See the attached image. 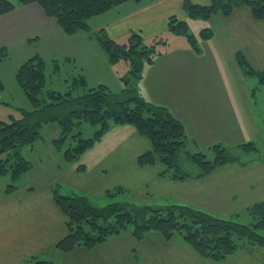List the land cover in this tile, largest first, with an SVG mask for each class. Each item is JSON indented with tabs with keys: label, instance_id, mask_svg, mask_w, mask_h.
<instances>
[{
	"label": "trees",
	"instance_id": "16d2710c",
	"mask_svg": "<svg viewBox=\"0 0 264 264\" xmlns=\"http://www.w3.org/2000/svg\"><path fill=\"white\" fill-rule=\"evenodd\" d=\"M142 1L0 0V17L19 6L37 4L67 34L79 31L90 33L111 64L124 61L128 65L127 73L121 78L124 88L120 94H114L104 84L89 88L82 74L68 81L70 86L66 93L46 90L43 59L37 55L21 65L17 79L34 109H20L19 119L0 121V153L6 154V158L0 160V181L8 177L11 179L7 193L17 190L15 183L33 169L32 163L22 154L23 148L34 147L42 140V131L50 124L59 127V136L53 144L68 165H76L82 154L100 141L112 127L122 125L133 126L151 144V150L138 157V164L154 166L161 163L166 168L162 175L171 180L186 181L192 178L181 170V157H187L201 169L197 178L206 177L224 165H241L220 144L213 147L216 154L214 161L207 160L202 152L191 154L181 121L167 108L145 101L139 83L144 77L145 63H154L160 55L156 41L152 46H147L141 34L132 33L128 42L121 44L105 28L96 31L91 28V21L95 17L124 4H139ZM243 7L249 8L256 21L264 22V0H209L206 5L195 4L190 0L184 2L188 17L203 21L216 16L228 18ZM167 26L172 34L186 37L191 46L200 51L199 40L190 33L188 22L171 16ZM213 36L211 28H205L200 33L202 41H208ZM7 57V49L0 48V62ZM237 60L246 76L256 77L260 85L264 86V70L253 68L242 51L237 53ZM84 123L98 128L93 138L83 137L81 127ZM239 148L244 154L259 151L253 142L242 143ZM85 169V165H77V171L84 172ZM59 186L51 190V195L54 204L66 218L67 233L56 244V249L61 253H70L78 248L94 249L112 236L121 235L130 226L134 239L141 241L149 233H158L166 240L180 236L201 257L217 263L235 253L243 241L264 247V201L248 208L254 221L246 225L238 222L236 216L220 218L190 206L130 209L125 204L113 203L98 207L87 197L74 192L62 195ZM120 191L108 192V196H115ZM25 264L54 263L32 257Z\"/></svg>",
	"mask_w": 264,
	"mask_h": 264
},
{
	"label": "rangeland",
	"instance_id": "374dc122",
	"mask_svg": "<svg viewBox=\"0 0 264 264\" xmlns=\"http://www.w3.org/2000/svg\"><path fill=\"white\" fill-rule=\"evenodd\" d=\"M190 1L200 5L209 4V0ZM168 10L172 11V15L178 19L188 22L190 33L194 34L199 40L201 63L209 62L207 65H210L209 70L203 71V75L204 73L208 75L207 88H220L221 86L229 94V97L232 96L239 100V112L237 114L239 128H234L235 135L226 139L225 144L222 145L230 151L233 158L238 159V163L241 165H235L234 163L224 165L216 168L206 177L197 178L201 173V169L187 157H181L179 162L181 170L192 176L188 180H205L203 183L196 184L217 186L218 182L224 181L227 174L232 172L230 171L227 174L221 172L225 167L230 169L245 168L246 171H249L242 178L243 182L240 183V187L243 188L245 194H253L250 186H254L252 183L255 182V191L262 190L261 193H257L258 198L255 202H251L244 207L230 208L222 206L223 208L209 209L207 206L200 205L201 199H203L201 192L190 194L182 187L184 185L172 184L166 186L163 181H181L171 180L163 176L162 173L166 168L161 163L154 166H140L138 164V157L150 151L151 144L140 135L133 136L132 131L135 128L130 125H126L127 127H112L100 141L87 149L78 160V163L73 164V166L66 164L61 154L54 147L53 141L59 136V127L56 124L46 125L42 131L43 139L34 147L26 146L22 150L23 156L32 163L33 169L15 183L16 186L19 185L20 190L28 187L27 184L36 189H48V191L60 185L59 191L62 195H70L74 192L77 195L87 197L98 207L113 203L125 204L130 209L145 206L162 208L175 205H191L190 207L194 206L193 208L208 210L212 213H207L215 214L216 217L229 219L236 216L240 223L246 225L253 223L254 220L249 214L248 208L264 201V86L260 85L256 77L243 74L231 51L234 44H247L251 49V64L258 69H264V22L256 21L250 16L241 14L237 18L241 30L232 35L226 33L228 25L222 19L215 18L211 22L210 20H192L188 17L184 7H177V3ZM161 12L160 16H164L165 13ZM166 24L167 21L160 18L154 24L148 22L147 25L141 27L142 32H139L145 45L152 46L156 41L158 54L161 51L162 55L167 53L166 46L179 47L178 45L182 43H189L186 37L176 36L168 29L165 30ZM205 28H211L215 32V36L209 41L200 39V33ZM155 29L156 33H154ZM115 32L117 30L114 31V35ZM88 34L79 31L69 35L62 28H58L56 31L49 32L44 36L39 35L40 38H33L32 43H24L27 50V56L24 59L18 54L20 45L8 50L7 59L0 62V121L10 122L12 118L19 119L20 109L26 111L34 109L31 100L18 82L17 73L22 63L37 55L45 63L46 90L61 93L68 92L70 86L68 81L80 75V70H84L82 75L89 88L104 84L114 94H120L124 87L121 78L125 75V73L122 74V65L109 63L107 59L98 56L92 47H87L89 44L87 42ZM119 41H121L119 43L124 44L128 42V39ZM222 42L229 43L222 46ZM119 63L125 64L124 61ZM142 85L145 91H142L140 86L139 89L145 101L156 106V68L146 73ZM253 90H256L255 97H251V91ZM158 98L160 101H165L166 92L163 89ZM216 127L217 123L209 125L211 131L220 132V128L216 129ZM97 129V127L86 123L81 127L83 137L86 139L93 138ZM248 142L255 143L259 151L244 154L239 145ZM203 145L204 148L208 144ZM214 146L204 148L202 152L209 161L215 160ZM188 151L191 154L199 152L192 146L188 147ZM5 158L6 154L0 153V160ZM79 164L85 165L84 172H76L70 169L72 167L77 169ZM157 169L160 172V178L157 176ZM10 184L11 179L9 177L1 180L0 190ZM257 184H261V186H257ZM117 189L121 191L115 196H108V192L114 193ZM132 229L130 226L121 233V236H112L107 243L96 246V248H99L98 250L106 254V264H133L136 259H138V262H136L138 264L207 263L205 258L203 259L191 247L185 245L180 236L173 237L171 241L164 239L158 233H156L158 237L154 233H150L141 242L133 238ZM262 234L264 235V232ZM236 239L237 237H235ZM244 245L250 246V250H255L253 256L255 260L252 264H264V247L243 241L240 243L238 250ZM96 254L95 260L103 253L98 252ZM232 255L219 263L211 260L209 262L220 264ZM68 261L72 264L73 259L70 258ZM0 264L17 263L15 261L8 262L7 258L1 255Z\"/></svg>",
	"mask_w": 264,
	"mask_h": 264
},
{
	"label": "crops",
	"instance_id": "0c3cea01",
	"mask_svg": "<svg viewBox=\"0 0 264 264\" xmlns=\"http://www.w3.org/2000/svg\"><path fill=\"white\" fill-rule=\"evenodd\" d=\"M184 1L143 0L139 4H124L92 19L91 28L95 31L105 28L109 35L118 42H121L119 40H129L132 33L142 32L141 27L147 25L148 22L154 24L160 18H164L167 21V27L169 18L174 16L172 11H167V9L175 6V3H177V7H184ZM160 11L165 13L164 16H160ZM241 14L254 19L249 8L238 9L228 18L216 16L212 19L217 18L226 21L228 25L226 33L233 35V33H238L241 30L237 20ZM166 27L165 30L168 29ZM58 28L60 27L57 22L49 18L39 5L19 6L11 13L0 17V48H6L8 51L12 47L20 45L18 54L24 59L27 56L24 43L30 44L33 38L37 37L39 39L40 36L56 31ZM116 30L117 32L114 35ZM154 33H156V29ZM87 42L89 43L87 47H92L98 56L102 59H107L109 62L107 55L90 33L88 34ZM226 43L229 42H222V46ZM178 46H166L167 53L165 55H162L160 51V55L154 63H145L144 77L140 81L139 86L142 91H145L142 85L145 81V75L148 71L156 68V105L167 108L176 119L181 121L185 127L188 147L192 146L197 151L203 152L204 148L225 144L226 139L235 135L234 128H239V118L237 116L239 100L232 96L229 97V94L221 86L220 88H207L208 75L207 73L203 75V71L210 69V65H207L209 62L202 64L200 60L201 51H196L190 43H182ZM250 50L247 44L237 43L234 44L231 52H233L234 60L238 63L237 53L242 51L251 64ZM118 65H122V74H126L128 65L126 63H118ZM251 66L258 69L252 64ZM83 71L80 70V74H83ZM243 74L246 76L244 72ZM162 89L166 92L165 101H160L158 98ZM248 95L250 94L248 93ZM255 96L256 90L251 91V97ZM214 123H217L216 129L220 128V132H214L209 129V125ZM120 127L127 126L122 125ZM132 135L140 134L136 129H133ZM140 136L143 137L142 135ZM204 142L208 145L203 148ZM70 169L78 172L75 167ZM238 169L225 167L221 172H226V174L230 173V171L232 172L227 174L224 181L218 182L217 186L196 184L203 183L205 180L163 182L166 186L172 184L184 185L182 187L189 191L190 194L201 192L203 199H201L200 205L207 206L209 209L223 208L222 206L230 208L244 207L251 202H255L256 198H258L257 193H261L262 190L258 189V191H255L256 186L255 182H253L254 186H250L253 194H245L243 188L240 187V183L243 182L242 178L248 174L246 172L249 170L246 171L245 168ZM249 173L252 174L251 172ZM157 176L160 178L158 169ZM29 185L27 184L28 187L23 190H20L18 185L16 186L17 190L10 193L6 191L8 185L0 190V263L1 255H3L8 262L15 261L17 264H25L32 257L51 261L54 264H70L68 261L70 258L73 259L72 264H106V254L98 250V247L94 249L78 248L66 254L56 249V244L67 232L66 218L54 204L50 190H39ZM258 185L261 186V184ZM199 209L210 212L202 208ZM154 235L158 237V234L154 233ZM182 242L187 245L183 239ZM254 251L250 250V246L244 245L232 257L220 264H252L255 260L253 257ZM98 252L103 254L95 260L94 257H96ZM205 261H207L206 264H213L207 259ZM136 262H138V259H136ZM136 262L133 261V264H138Z\"/></svg>",
	"mask_w": 264,
	"mask_h": 264
}]
</instances>
